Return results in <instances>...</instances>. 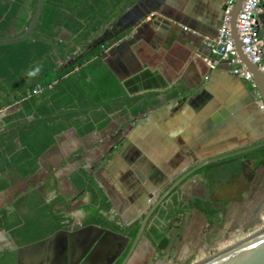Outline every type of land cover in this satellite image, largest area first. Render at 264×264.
<instances>
[{"label":"crops","instance_id":"crops-1","mask_svg":"<svg viewBox=\"0 0 264 264\" xmlns=\"http://www.w3.org/2000/svg\"><path fill=\"white\" fill-rule=\"evenodd\" d=\"M225 2L139 0L119 27L120 32L129 30V34L113 43L101 58L132 97L151 94L153 107L136 117L117 112L106 129L84 138L75 128L60 134L41 157L40 169L32 178H15L10 189L0 192V210L32 191L48 203L59 195L71 201L67 211L71 225H80L90 214L86 208L91 196L79 193L70 177L83 168L112 205L103 216L124 228L131 227L190 170L263 142L264 110L256 89L250 90L253 84L233 74L234 67L227 62H216L214 69L209 66L216 60L206 42L215 39L222 26ZM259 24L264 41V12ZM62 39L72 42L65 31ZM107 39L111 38L100 43ZM17 110L14 105L0 112V133L3 118ZM174 194L184 196L187 203H208L217 212L210 220L196 208L184 209L175 213L174 224L167 230L171 256L179 244V257L198 254V259L237 230L264 220V154L209 166L186 179ZM76 232H66L44 247L22 251L17 264H39L45 255L52 264H66L68 254L70 258L71 251L78 248L85 249L79 258L82 263L94 250L89 258L104 264L126 240L96 228L80 236ZM154 246L145 233L129 264L156 261ZM21 248L9 233L0 232V253H17Z\"/></svg>","mask_w":264,"mask_h":264},{"label":"trees","instance_id":"trees-1","mask_svg":"<svg viewBox=\"0 0 264 264\" xmlns=\"http://www.w3.org/2000/svg\"><path fill=\"white\" fill-rule=\"evenodd\" d=\"M37 1L0 0V40L24 34ZM138 2L45 0L33 34L36 41L0 47V112L18 106L1 124L0 192L10 189L15 178H32L40 169L41 157L56 144L60 134L75 128L84 138L106 129L111 115L117 112L136 117L153 107L151 94L132 97L127 86L120 83L101 58L113 43L130 31L93 46L106 29L114 28ZM64 31L70 34L72 42L62 39ZM71 45L76 47L70 48ZM30 71L35 74L28 75ZM38 86L44 91L32 95ZM250 90H255L253 85ZM257 154H264V149L245 156ZM70 179L79 193L91 196V204L86 208L90 214L84 225L109 230H113V226L122 228L117 221L113 223L103 216L111 211L112 205L85 169L80 168ZM178 198L179 195L174 197V208H169L171 213L164 210L159 213L165 224L155 221L146 232L159 253L169 245L167 222L173 214L187 208L200 210L210 220L217 214L208 203L198 200L187 203L184 198L186 204L178 202ZM70 207L71 201L59 195L48 203L37 191L29 192L10 208L0 210V232L9 233L17 248L47 240L72 226L67 216ZM138 228L139 224L123 227L132 239L136 238ZM0 264H17L16 251L1 252Z\"/></svg>","mask_w":264,"mask_h":264},{"label":"water","instance_id":"water-1","mask_svg":"<svg viewBox=\"0 0 264 264\" xmlns=\"http://www.w3.org/2000/svg\"><path fill=\"white\" fill-rule=\"evenodd\" d=\"M226 1V0H225ZM246 0H236L234 7L230 10L229 13V24H230V35L231 40L234 43L235 47V53L236 57L240 61L241 66L246 70V72L250 75L252 79V84L254 88L256 89V92L258 94V97L260 99V102L264 105V74L261 72L258 65L254 64L244 53L243 46L240 41V37L238 34L237 29V23H238V17L240 13L242 12L244 3ZM45 6V0H38L37 1V7L35 10V13L33 15V18L31 20L30 25L24 32V34L16 37V38H7L0 40V47L2 46H8V45H17L19 43H22L26 40H33L36 41L33 34L35 32V29L40 21L43 9ZM227 10L226 2L222 8V21H224L225 13ZM123 23V20L119 22L112 30V38L110 40H114L117 37H119L122 33L119 31L120 25ZM125 31V30H124ZM108 40V39H107ZM49 44L53 45V43L49 42ZM76 47V45H71L70 48ZM102 57V56H101ZM261 149H264V141L258 144H255L253 146H250L248 148H244L242 150H239L237 152H233L230 154H226L224 156L209 160L207 162H204L200 164L198 167L190 170L186 174H184L182 177H180L176 182H174L167 191L164 192V194L160 197L158 202L152 206L150 211L145 215L144 219L141 222L140 229L138 232V235L135 239V241L132 244V247L126 257V259L122 262V264H128L133 256V253L135 251V248L137 244L139 243V240L141 239L142 235L144 234V230L152 216V214L155 212L157 207L162 206L161 204L164 202L167 197H169L186 179L194 175L196 172L207 168L212 165H218L219 163H222L227 160L239 158L251 153H254L256 151H259ZM91 228L100 229L99 227L89 226L87 228H83L82 230H78L75 235L80 236L82 233L87 232ZM68 233V232H67ZM66 234V231H58L56 232L52 237L48 238L47 240H43L41 242L29 245L27 247L21 248L17 252V258L20 257V253L23 251L31 250L38 247H44L47 243H52L55 241L58 236ZM111 234V233H110ZM253 234V233H252ZM94 252V250H92ZM91 251V253H93ZM217 255V254H216ZM201 264H264V232L257 235L256 237L248 240L244 244L224 253L219 256H216L212 258L209 262L201 263Z\"/></svg>","mask_w":264,"mask_h":264},{"label":"built area","instance_id":"built-area-1","mask_svg":"<svg viewBox=\"0 0 264 264\" xmlns=\"http://www.w3.org/2000/svg\"><path fill=\"white\" fill-rule=\"evenodd\" d=\"M235 2L236 0H226L227 10L222 26L219 29L216 38L206 42V46L208 47L211 56L216 60L213 61V64L210 63L209 66L214 69V64H217L218 62H227L234 67L233 74L241 77L246 82L252 83L250 75L241 66L240 61L236 57L234 43L231 40L229 13L234 7ZM263 12L264 0H246L242 12L238 17L237 29L244 53L254 64L258 65L261 72L264 74V41L260 37L259 24V16ZM43 91L44 88L38 86L33 90L32 95L41 94ZM261 109L264 110V105L262 103ZM261 229L263 228L257 227L253 231H249L242 236L251 235Z\"/></svg>","mask_w":264,"mask_h":264},{"label":"flooded vegetation","instance_id":"flooded-vegetation-1","mask_svg":"<svg viewBox=\"0 0 264 264\" xmlns=\"http://www.w3.org/2000/svg\"><path fill=\"white\" fill-rule=\"evenodd\" d=\"M103 37H105V39H106V37H108V38H112L111 36H113L112 35V33H108V34H105V33H103V35H102ZM182 185V184H181ZM180 185V186H181ZM179 186V187H180ZM172 195V194H171ZM171 195L169 196V197H167V199H165L164 200V202L161 204L162 206H158L157 207V209L155 210V212L152 214V216H151V218H150V220H149V222H148V224H147V226H146V228H145V232H144V234L146 233V230H148L149 228H150V226L151 225H153V224H155V221H161V218H160V215H159V213L162 211V210H164V211H169V213H171L170 212V209L169 208H174V205H175V203H174V199L171 197ZM171 198V199H170ZM185 197L184 196H181L180 198H178L177 200H178V202H181V203H186V201H185V199H184ZM157 202H158V200H157ZM156 202V203H157ZM155 203V204H156ZM154 204V205H155ZM145 217V216H144ZM144 217H143V219H144ZM173 217H174V214H173ZM142 219V220H143ZM142 220H138L136 223H134L133 225H135V224H139V228H138V232H139V229H140V225H141V222H142ZM264 220H260V222L258 223V224H255V225H253L252 227H249V228H246V229H241V230H237L236 231V233H238L239 235H244V234H246L247 232H249V231H253L255 228H257L258 226H260L262 223L264 224V222H263ZM84 222V221H83ZM83 222L79 225V224H77V225H74V226H70V228L68 229V230H65L66 232H76V231H78V230H80V229H83V228H87V227H89V226H94V227H99V228H101V230H103V231H105V232H108V233H111V234H114V235H117L118 237H123L124 239H126L125 240V243H123V245H122V248L120 249V251L119 252H114L113 254H110V256L107 258V260L104 262V264H122V262L126 259V257H127V255H128V253H129V251H130V249H131V247H132V244H133V242L135 241V239H132L131 237H130V235H129V232L127 233L126 232V230H124L123 229V227L122 228H119V227H115V226H113V230H109V229H107V228H103V227H100V226H97V225H84L83 224ZM172 222H173V220L172 219H170L168 222H167V226H168V230L170 229V227H172ZM161 223L164 225L165 224V222L163 221H161ZM264 227V226H263ZM144 234L142 235V237H141V239L143 238V236H144ZM137 235H138V233H137ZM137 235H136V237H137ZM141 239L139 240V243L137 244V246H136V248H135V251H134V253H133V256L135 255V253L137 252V249H138V245L141 243ZM89 242V241H88ZM89 244H90V242H89ZM157 245L159 246L160 244H159V242L157 243ZM170 247V242H169V245H168V247H167V249L166 250H164L163 251V253H164V255H162V254H160L158 251H157V246L155 247L154 246V248H153V251H154V254L156 255V256H158V258H157V260L156 261H154V259H152V264H166L169 260H170V258L172 257L171 255V252H172V248L170 249L169 248ZM50 249V248H49ZM83 249V248H82ZM81 248H78V249H76V251L74 250V251H71V254H70V258H69V254H68V262L66 263V264H99L98 262H95V260L96 259H90L89 257H90V255H89V253L91 252H89L88 253V255L87 256H85V262L84 263H82V259L79 261V258H80V256L84 253V250H82ZM218 249V248H217ZM219 250V249H218ZM213 251V250H212ZM162 253V252H161ZM219 253V251L217 252V254ZM211 254V251H209V252H205L204 253V256L206 257V258H210V257H213V256H215L216 254H213L212 256L210 255ZM210 255V256H209ZM133 256H132V258H131V260H130V262L132 261V259H133ZM192 257V256H191ZM191 257H187L188 259H190ZM193 257H196V254L193 256ZM187 258H185V260L183 261V260H181L180 261V264H186L187 263ZM198 260H200L201 261V258L199 257L198 259H197V261ZM89 261V262H88ZM197 261H195L194 263H196ZM41 262V264H52V260H51V258L50 257H47L46 255H45V257L40 261ZM39 262V263H40ZM92 262V263H91ZM129 262V263H130ZM147 260H144V261H141V262H139V263H137V264H147ZM151 262V261H150ZM128 263V264H129Z\"/></svg>","mask_w":264,"mask_h":264},{"label":"rangeland","instance_id":"rangeland-1","mask_svg":"<svg viewBox=\"0 0 264 264\" xmlns=\"http://www.w3.org/2000/svg\"><path fill=\"white\" fill-rule=\"evenodd\" d=\"M103 39H105V37H103V38H100L99 40H97L95 43H94V45L97 43V42H100V41H102ZM93 45V46H94ZM174 196H177L176 194H172L171 195V197L173 198ZM171 199V198H170ZM264 222V221H263ZM173 223V222H172ZM174 224V223H173ZM173 226V225H172ZM264 224L262 223L260 226H258L259 228H263L264 229ZM263 229H261V230H263ZM261 230H258L257 232H255V233H253V234H251V235H248V236H242V235H239L238 233H234V234H231L228 238H226V240L220 245V246H218L217 248L218 249H220L219 250V253L218 254H220V251L221 250H223V254L224 253H226V252H228V251H230V250H232L234 247H238V246H240V245H242V244H244L245 242H247L248 240H250V239H252V238H254V237H256L257 235L256 234H258ZM264 232V230L261 232V233H263ZM243 237V238H242ZM236 238H241V239H239V240H236ZM236 240V242H234ZM230 245V246H229ZM217 248H215L213 251H211V256L213 255V254H217V252H218V249ZM178 251H179V244H177V246H176V253L175 254H173V256L170 258V260L166 263V264H180V261L181 260H185V258L184 257H179L178 256ZM198 255V254H197ZM196 255V256H197ZM209 255V256H210ZM156 258H158V256H155V259ZM197 257H191L190 259H188L187 258V263L186 264H201V263H206V262H208V260L210 259V258H213V257H210V258H206L205 256H204V253H201L200 254V258H201V261L200 260H198L196 263H194L197 259H196ZM148 262H147V264H152V262H150V260H147ZM39 264H41V262L39 263Z\"/></svg>","mask_w":264,"mask_h":264},{"label":"bare ground","instance_id":"bare-ground-1","mask_svg":"<svg viewBox=\"0 0 264 264\" xmlns=\"http://www.w3.org/2000/svg\"><path fill=\"white\" fill-rule=\"evenodd\" d=\"M263 230H264V229H263ZM263 230H261V231H260L258 234H256V235H259V234H261V232H262ZM234 248H236V247H234ZM234 248H233V249H234ZM222 252H223V250H221V251H220V254H217V256H219V255L223 254ZM209 261H210V260H209ZM209 261H208V262H209Z\"/></svg>","mask_w":264,"mask_h":264},{"label":"clouds","instance_id":"clouds-1","mask_svg":"<svg viewBox=\"0 0 264 264\" xmlns=\"http://www.w3.org/2000/svg\"><path fill=\"white\" fill-rule=\"evenodd\" d=\"M35 74V72H32V71H30L29 73H28V75H34Z\"/></svg>","mask_w":264,"mask_h":264}]
</instances>
